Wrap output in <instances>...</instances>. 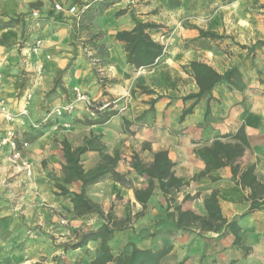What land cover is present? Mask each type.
Masks as SVG:
<instances>
[{
  "label": "crops",
  "instance_id": "crops-1",
  "mask_svg": "<svg viewBox=\"0 0 264 264\" xmlns=\"http://www.w3.org/2000/svg\"><path fill=\"white\" fill-rule=\"evenodd\" d=\"M51 1L67 7L74 0H0V15L26 13L31 3L40 2V15L45 16L43 22L38 19L32 24H42L37 30L31 31V24L27 30L25 45L36 38L42 41L32 55H26L25 45L21 46V25L0 28V97L18 112L25 90L33 88L34 105L53 86L58 71L67 68L61 88L56 87L65 95H59L54 105L63 103L64 96L70 97V88L78 85L93 100L121 99L126 109L117 110L105 122L87 124L84 120L95 119L97 114L77 103L70 117L59 119L27 149L21 148V156L32 164L31 176L19 168V161L9 159L7 147H0V264H113L97 261L100 239L65 249L64 237L54 235V239L43 233L60 224L58 212L64 210L63 205L70 207L57 187L63 177L61 140L75 147L91 134L99 136L109 154L119 152L115 170L128 180L124 183L107 173L86 191L112 219L124 220V227L115 229L108 240L113 255L130 252L129 243H133L139 248L171 246L161 258L165 264H264V0H180L172 8L166 0H110L85 30L97 34L91 35V45L71 43L72 15L54 10ZM133 17L155 24L150 36L163 45L150 67L127 63L123 43L116 38L118 31L134 26ZM199 30L224 38L203 37ZM88 49L87 58L83 51ZM191 60L206 62L220 73L236 65L245 87L229 88L223 82L213 88L210 99H184L198 91L187 66ZM38 63H44L41 73ZM140 86L152 92H143ZM187 107L191 111L181 117ZM27 124L25 117L22 124L13 123L16 130ZM6 126L0 113V136ZM239 128L244 129L249 145L242 155L231 164L205 171L195 149L214 139L229 141L223 135ZM160 149L174 162V174L186 181L172 193L167 211L180 206L205 215L203 200L216 190L225 219L218 230L177 228L175 218L166 215L168 203L157 183L144 206L136 200L134 190L146 187L147 182L127 160L137 152L148 161ZM81 158L88 170L99 161V153L89 150ZM248 168L255 179L250 185L240 182ZM66 186L79 191L81 183L77 180ZM252 201L260 204L249 211ZM230 221L235 222L233 229L227 227ZM154 230L158 232L150 235Z\"/></svg>",
  "mask_w": 264,
  "mask_h": 264
},
{
  "label": "trees",
  "instance_id": "trees-1",
  "mask_svg": "<svg viewBox=\"0 0 264 264\" xmlns=\"http://www.w3.org/2000/svg\"><path fill=\"white\" fill-rule=\"evenodd\" d=\"M79 8L80 17H87L92 19L95 15L102 12L105 6H108L110 0H74ZM180 4V0H166L168 7H175ZM40 2L30 4V8L26 13H18L14 16H8L6 14L0 15V28L19 24L22 27V39L21 46L25 45L27 40V30L30 25V21L26 20L28 14L33 10L39 11L37 20L45 19L44 15H40ZM134 26L130 30H121L116 33V38L123 43V48L126 55V62L139 67H150L156 59L161 55L163 45L155 41L149 33V30L156 25L153 23L142 22L133 17ZM77 23V22H75ZM199 35L203 37H210L212 39L224 38V35H218L213 32L199 30ZM188 68L191 71L195 82L198 86V91L185 95L184 99L195 97L196 100L207 96L211 97L213 88L225 82L229 88L243 89L245 84L242 80V75L236 65L227 68L223 73L215 70L211 65L200 60H191L188 63ZM64 70H60L58 77H56L53 87L49 90L50 93L54 92L56 85H60L61 78ZM143 92L151 93L152 90L140 86ZM49 93V94H50ZM113 98L102 102L98 100H92L89 108L97 114L95 119H85L87 124H96L105 122L111 115L117 113V110L110 109ZM156 99L152 100V103ZM108 103L103 108V105ZM192 107H187L183 110L181 115L191 111ZM123 123H127L126 119H123ZM40 131L37 130L33 133L31 139H35ZM229 138V141H222L221 139H214L210 145H203L195 149V153L205 163V171L211 168H217L231 164L236 158L242 155L246 147H248V141L244 129L239 128L236 132L226 133L223 138ZM89 150H96L99 153V161L97 164L88 170H85L82 165V154ZM61 171L63 174L62 182L57 184L60 189L59 194L64 197L69 203L70 207H67L75 215H84L89 213H95L99 217L103 218L95 229H90L81 232L75 241L64 245L65 249H75L82 247L89 240L100 239L99 251L101 256L98 258L99 263H105L112 261L113 264H165L161 261L164 254L169 252L171 246H163L159 249L152 248H139L133 243L131 245L130 252L125 250L121 251L117 255L111 253V248L108 244V240L112 237L115 229H122L124 227V220L112 219L110 212H104L102 207L92 201L86 191L87 187L105 176L107 173H111L116 179L121 180V174L115 170L117 162L121 159V155L117 150H114L112 154H109L105 146L100 142L99 136L91 134L85 138L81 145L73 147L67 139L61 140ZM123 158V157H122ZM129 166L134 170L138 176L146 178L147 185L144 188H137L134 190V195L137 201L143 206L153 193V189L156 186L162 192L163 196L167 200L166 215L172 219L175 218V226L177 228H186L188 226H195L200 230H218L225 222L221 214V209L218 205L217 192L212 190L210 194L204 198L203 205L206 211L205 215H198L190 210H182L180 206H175L173 210H169V201L171 195L175 190H178L182 185L186 183L183 178L174 174L172 168L174 162L169 158L168 153L164 149L153 152L152 159L145 161L137 152L131 154L128 161ZM251 169L248 168L240 175V182L252 184L255 180L250 175ZM233 174H236V167L233 166ZM80 181L81 186L79 191H71L66 186L73 181ZM260 203L250 204L249 211L259 207ZM235 226L234 221L227 223L229 229H233ZM158 231L154 230L150 235H155ZM177 264H183V261Z\"/></svg>",
  "mask_w": 264,
  "mask_h": 264
},
{
  "label": "rangeland",
  "instance_id": "rangeland-1",
  "mask_svg": "<svg viewBox=\"0 0 264 264\" xmlns=\"http://www.w3.org/2000/svg\"><path fill=\"white\" fill-rule=\"evenodd\" d=\"M51 4H52V7L54 5V2L51 1ZM100 14V13H99ZM98 15V14H97ZM96 16V15H95ZM95 16L92 18V19H88L87 17H80L79 20H76L74 16L71 17V19H73V21L71 22V25H72V29L75 33H72V42L73 45L76 44V42H82L83 43H89V45H91V42H92V36H97V34H91V32H86L85 30L89 29L92 25V22L95 18ZM26 20H29L30 21V26H32L30 29L31 31L32 30H37L38 27H40L42 24L41 23H38L37 25H32L33 23H35V21H39L37 20L36 18H31V17H28L26 18ZM44 19L40 20L43 22ZM39 21V22H40ZM77 22V23H75ZM83 31V32H82ZM92 35V36H91ZM83 36V39L81 40L80 37ZM76 48L74 47V51ZM90 49L88 50H85L83 51V53L85 54V56L88 58L90 56H87V51H89ZM93 67H95V65H92ZM67 69V68H66ZM65 69V70H66ZM44 70V63H43V66L42 68L38 71L39 73H41L42 71ZM59 73V71H58ZM56 75V77H58L59 75ZM41 75V74H40ZM55 77V79H56ZM54 79V81H55ZM54 81H53V84H54ZM25 82V81H24ZM26 83H23L22 84V87L25 86ZM57 86H61V85H56ZM21 87V88H22ZM53 87V86H52ZM51 87V88H52ZM49 88L45 94L42 95V97L40 99L37 100V103H35L33 105V103L31 104V101H30V104L28 105V117L26 118H29V124L23 126V127H19L18 130H16L15 126L13 125V123H11V125H13V127L15 128V131H16V135H17V138H18V141L20 140L21 141H27L29 144L30 143H33L35 142L38 138L42 137L45 132L47 131V129L49 128V126L55 124L56 122L59 121V119H62V118H56V117H50L49 119H47L46 121L44 122H40L44 117L45 115L47 114V112L53 107L55 106L54 105V100L61 94H64L65 95V91H63L62 89L60 90V93L57 91V89L55 88L54 92L50 93L49 90L51 89ZM61 88V87H60ZM31 89L32 91V96H33V88H29ZM50 93V94H49ZM66 99L63 101H67L69 100V97H66L64 96ZM33 99V97H32ZM115 99V98H113ZM112 99V100H113ZM121 99H119L120 101ZM61 104V103H60ZM33 105V106H32ZM104 108V107H103ZM117 110V109H115ZM125 111V110H124ZM124 111H119V112H124ZM5 120V119H4ZM6 121V120H5ZM7 125L10 124L6 121ZM32 123H37L36 126H33ZM7 127V126H6ZM39 130L40 131V134H38V136L35 138V139H31L33 133L35 131ZM58 135V134H56ZM61 136H59L58 139H60ZM59 141V140H58ZM29 144L26 148H22V149H27L29 147ZM129 161V160H127ZM28 162L31 164V162L28 160ZM17 164V163H15ZM44 163H42L43 165ZM31 167H32V164H31ZM26 174V173H25ZM121 181L126 183L128 182L127 178L124 176V174H121ZM28 176V175H27ZM31 176V175H30ZM114 177V176H113ZM6 192V191H5ZM4 192V194H5ZM7 193V192H6ZM9 194V193H7ZM64 210H62V212H58V215H60L62 221H60V226L57 225L56 227L53 225L51 226V229H48V231H44L43 233H50L52 235V237L54 239H57L55 238L54 235H57V237H64V242L65 244L63 245H66V244H69L73 241H75V239L78 237V235L83 232V231H87V230H90V229H95L101 222L104 221L103 218L99 217L97 214L95 213H89V214H84V215H75L72 211H70L69 209L66 208V206H64ZM109 212V211H108ZM57 213V212H55ZM111 214V213H110ZM112 216V214H111ZM77 235L75 236L74 234ZM66 237L68 238V240H66ZM70 237H73L72 239H70ZM61 241V240H60ZM71 241V242H69Z\"/></svg>",
  "mask_w": 264,
  "mask_h": 264
},
{
  "label": "built area",
  "instance_id": "built-area-1",
  "mask_svg": "<svg viewBox=\"0 0 264 264\" xmlns=\"http://www.w3.org/2000/svg\"><path fill=\"white\" fill-rule=\"evenodd\" d=\"M54 10L58 12H66L75 17L76 20L80 19L79 15V8L75 3L70 4L67 7H64L60 3H54L53 5ZM39 16L38 10H33L30 13L31 18H37ZM41 39L36 38L33 42L26 44L24 47L26 49V55H32L36 53L41 45ZM43 66V63H38L37 68L40 70ZM70 97L69 100L58 104L52 107L45 117L40 121L44 122L50 117L56 118H68L70 117L77 107V103L81 102L84 104L86 109H89V105L93 100L91 96L80 86L73 85L70 88ZM32 91L31 89H27L23 93V106L18 110V112L13 111L6 98L0 97V113L3 115L4 119L10 123L4 129L3 134L0 136V147H7L9 151V159L13 162L19 161V168L23 169L26 175L30 176L32 174V167L31 164L28 162L27 159L21 156V148H26L28 146L27 141H18L15 128L11 125L13 122H19L20 124L23 123L24 117H28V105L32 100ZM108 103H105L103 107L107 106ZM112 109H117L118 111H124L126 109V104L120 103L119 99L115 98L109 102ZM92 111V110H91ZM33 126H36L37 123H32Z\"/></svg>",
  "mask_w": 264,
  "mask_h": 264
}]
</instances>
